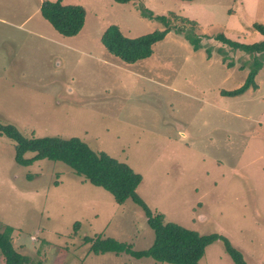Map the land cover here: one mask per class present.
<instances>
[{
    "label": "rangeland",
    "instance_id": "1",
    "mask_svg": "<svg viewBox=\"0 0 264 264\" xmlns=\"http://www.w3.org/2000/svg\"><path fill=\"white\" fill-rule=\"evenodd\" d=\"M42 1L0 0V124L106 153L141 176L136 193L152 212L226 239L245 264H264V64L257 90L223 96L243 84L252 57L216 40L260 42L264 0H62L84 10L70 38L41 17ZM111 26L130 39L169 31L152 56L125 64L101 44ZM5 227L24 264H165L88 253L83 238L98 235L147 250L154 233L143 210L117 205L61 162L17 165L14 143L0 134ZM199 264L234 263L216 240Z\"/></svg>",
    "mask_w": 264,
    "mask_h": 264
},
{
    "label": "trees",
    "instance_id": "2",
    "mask_svg": "<svg viewBox=\"0 0 264 264\" xmlns=\"http://www.w3.org/2000/svg\"><path fill=\"white\" fill-rule=\"evenodd\" d=\"M61 1L43 0L40 4V15L61 36L74 37L83 26L84 10L79 6L61 5ZM114 1L126 4L134 0ZM176 17L172 15V18ZM161 20L165 25L167 24L165 18L161 17ZM182 21L192 27L196 26L184 19ZM254 29L263 37L260 42L254 44L236 43L222 34L216 37L217 41L230 49L252 57V66L243 84L234 91H221L223 96L235 97L248 90H257L255 77L264 64V26L255 24ZM168 31L166 26L164 30L130 39L126 38L116 26H111L102 34L100 41L110 55L125 64H134L152 56L153 46L162 41ZM198 40L197 38L190 40L193 51H198L200 48ZM228 67H231V64H228ZM0 134L14 143V161L17 165L28 166L40 160L61 162L75 176L111 194L117 205L131 200L143 210L147 225L154 233L153 243L147 250L134 251L131 245L98 235L95 238H83V242L89 245L88 253L125 254L136 260L151 259L165 264H199L206 247L216 240H221L233 263L245 264L242 254L226 239L217 235L201 236L194 231L167 222L161 213L152 212L136 193L142 180L141 176L134 173L128 165L118 162L106 153L91 150L87 144L77 138L24 137L12 125L0 124ZM29 153L33 156L29 159L24 158ZM77 225L76 223L75 227ZM12 232L11 227H5L0 232V255L3 264H24V258L14 249L11 242Z\"/></svg>",
    "mask_w": 264,
    "mask_h": 264
},
{
    "label": "crops",
    "instance_id": "3",
    "mask_svg": "<svg viewBox=\"0 0 264 264\" xmlns=\"http://www.w3.org/2000/svg\"><path fill=\"white\" fill-rule=\"evenodd\" d=\"M41 4V3H40Z\"/></svg>",
    "mask_w": 264,
    "mask_h": 264
}]
</instances>
